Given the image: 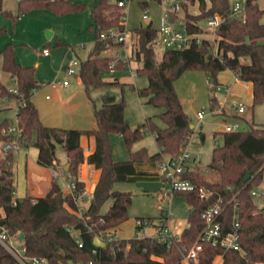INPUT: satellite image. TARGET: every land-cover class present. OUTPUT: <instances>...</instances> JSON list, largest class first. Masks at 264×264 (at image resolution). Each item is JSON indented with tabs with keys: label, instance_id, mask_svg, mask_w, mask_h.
Listing matches in <instances>:
<instances>
[{
	"label": "trees",
	"instance_id": "obj_1",
	"mask_svg": "<svg viewBox=\"0 0 264 264\" xmlns=\"http://www.w3.org/2000/svg\"><path fill=\"white\" fill-rule=\"evenodd\" d=\"M1 1V0H0ZM121 0H97L88 6L79 0H18V13L5 9L4 13L16 21L22 14L33 9L45 8L58 14L79 12L91 9L92 22L89 26L94 32L95 41L85 60L81 61L79 77L86 85L108 86L122 84L117 80H106L105 71L112 68V58L103 54L107 50L106 40L101 33L116 28L125 30L121 19L126 15ZM162 1V0H157ZM148 1H143L146 5ZM197 4L198 12H186L185 22L193 32H206L200 21L218 12L223 21L217 30V47L209 41L193 44L186 49H166L160 59L157 58L153 42L157 28L147 23L141 24L134 32L136 44L132 47L126 62L118 61L115 70L134 62L136 72L148 76V86L139 89L141 96H147L148 102L164 108L160 117L165 127H159L151 119L132 128L125 117V101L107 93L101 107L95 109L96 126L93 128H67L49 126L42 122L39 111L33 101L34 93L42 82L36 78L35 68L19 63L15 58L14 45L8 43L0 52L2 69L15 80L17 91L13 92L0 79V96L7 95L17 105V127L20 129L22 147L34 146L38 149L37 162L55 171L64 170L75 178L79 189L85 188L80 179L81 166L85 162L101 171L88 208L79 214L77 204L70 194L64 192L58 174L52 176V185L43 197L29 192L23 196L15 195L14 171L12 163L15 153L0 157V225L10 236L22 241L30 255L43 256L49 264H71L94 259L103 264H181L183 247L190 249L196 243L202 249L191 264H215L214 259L222 256L221 264H264V195L262 205H258L252 196V190L264 181V125L254 120L248 122L247 129L223 133L222 145L213 149L212 160L206 171L199 168L189 169L183 177L191 180L197 187L203 186L211 195L201 198L198 190H180L189 204L187 225L179 240L159 241L156 237L140 236L129 238H108L107 232L122 225L128 219V208L132 202V193L115 188L119 181H138L140 179H158L159 163L164 156H176L193 135L194 129L175 88V81L187 70L198 69L211 73L215 89L220 84L218 74L227 69L245 82L252 83L253 107L264 105V8L257 0H246V20L232 16L229 0H187ZM1 10V2H0ZM5 28H0V34ZM65 44L64 42H58ZM112 46H123L113 43ZM212 109H216V93L210 98ZM154 133L159 151L150 154L145 147L131 150L140 140L144 131ZM6 122L0 123V140L11 138ZM120 134L130 150V158L124 161L113 159L110 134ZM82 135L94 136L96 148L85 155L81 144ZM61 148L69 167L65 170L58 155ZM217 178L210 180L207 173ZM247 173L250 176L245 180ZM112 200L106 212L104 204ZM219 203L223 210V232L239 222L238 241L242 250H231L212 246L200 238L205 226L203 210ZM235 212L238 216L235 218ZM141 219V218H140ZM73 228L79 232L84 245L76 242ZM21 234L25 235L22 239ZM99 236L106 244L98 246L97 255L91 252L94 238ZM0 264H16L14 257L0 245Z\"/></svg>",
	"mask_w": 264,
	"mask_h": 264
},
{
	"label": "rangeland",
	"instance_id": "obj_2",
	"mask_svg": "<svg viewBox=\"0 0 264 264\" xmlns=\"http://www.w3.org/2000/svg\"><path fill=\"white\" fill-rule=\"evenodd\" d=\"M79 1L90 6L97 0ZM143 1H148V3L143 5ZM237 1L245 0H229V3L233 7ZM257 2L261 8H264V0H257ZM125 8V26L130 32V37L123 46L110 45L103 52L113 59L112 62L115 60L113 55L119 52L120 56L116 60V65L120 60L126 62L127 51L132 50L136 44L137 38L132 32L141 26L142 21L152 23L154 28H159L163 9L170 8V3L157 0H126ZM5 9L12 10L17 14L18 0H1L0 28H5V32L0 34V52L8 43H11L14 45L16 60L22 65L35 68L36 78L42 84L35 92L33 101L44 124L69 128L95 127L94 111L102 106L104 95L110 93L118 101H125V117L132 128L142 125L148 119H151L159 127H165V122L160 117L164 108L149 103L148 97L141 96L138 92L139 89L148 86L149 80L146 74L136 72L134 62L129 63L130 67L127 64V67L116 69L113 72L110 69L103 73L106 80L118 79L122 84L91 86L89 90L80 79L79 72L69 75L65 70L64 67L72 60L80 62L85 60L93 47L95 35L89 28L92 22L90 7L67 14H58L49 9L38 8L22 14L16 21L5 15ZM187 11L197 13L199 11L198 5L189 4L187 8L182 7L180 15L184 17ZM145 13L148 15L146 20L143 18ZM262 21L264 22V15ZM200 25L204 27L207 33H210V30L205 28L207 26L205 19L200 21ZM49 32L52 33L51 37L48 36ZM208 36L211 35L208 34ZM60 41L65 44L58 43ZM153 47L157 58L160 59L165 49L156 43H153ZM45 49L48 50L47 54L44 52ZM132 71L135 72V75L132 74ZM0 76L9 86V90L16 88L10 74L2 69L1 54ZM66 79L69 81L68 86L54 88L50 84L52 81ZM218 80L220 84L215 89V82L211 73L190 69L175 81V88L183 109L190 124L194 126L192 135L194 145L190 147L193 156L190 165L193 169L199 168L200 171H206L212 160L213 149L222 145L223 133L227 123L239 121L242 130L247 129L248 122L253 120L257 124L264 125V105L257 104L253 107L251 85L246 82H236L234 72L229 69L220 72ZM231 86V93H225L224 89L227 91ZM220 87L223 90L218 91ZM215 93L218 100L214 110L210 98ZM47 95L50 97H46ZM9 99L12 98L8 97L7 100ZM241 102L245 103L246 111L242 115H238L234 103L238 106ZM203 108L205 117L201 120L198 112ZM3 122H6L9 129L13 130L15 134L17 133L16 107L0 110V123ZM201 126L202 128H200ZM202 135H205V139H202ZM109 138L113 159L116 161L129 159L130 150L123 137L120 134L111 133ZM0 142L2 141L0 140ZM142 147H145L150 154L159 150L154 133L148 129L144 131L142 138L133 144L131 150ZM22 149L29 150V157L33 156L34 146L23 147ZM58 155L61 159L64 156L60 147L58 148ZM20 156L16 152L13 163H16ZM58 176L60 183H62L61 176L59 174ZM206 176L210 180L217 178V175L211 172L207 173ZM62 187L64 188L63 185ZM115 188L132 193L128 219L123 223V230L120 235L126 238L157 236L160 227L159 217H161L163 210L168 211L172 228L182 229L187 225L190 209L186 196L181 193L168 192L167 182L162 178L119 181L115 183ZM263 190L264 181L256 187L258 192ZM255 201L258 205L263 203V200L256 199ZM111 204L112 200H108L104 204L102 212H106ZM140 218L149 220L150 223L142 229H137L136 221ZM107 236L108 238L113 237L109 232H107ZM15 243L16 245L23 244L19 239H16Z\"/></svg>",
	"mask_w": 264,
	"mask_h": 264
},
{
	"label": "built area",
	"instance_id": "obj_3",
	"mask_svg": "<svg viewBox=\"0 0 264 264\" xmlns=\"http://www.w3.org/2000/svg\"><path fill=\"white\" fill-rule=\"evenodd\" d=\"M187 0H162L161 2H169L170 8L163 9L162 20L159 28H157V36L154 39L153 43L162 46L166 49H186L192 46L193 44H202L205 41H209L213 45V50H216L217 47V30L219 29L223 18L218 12L207 16L205 18L207 22L206 29L210 30V33L206 32H193L186 25L185 21L175 19L177 12H179L183 3ZM246 1V0H245ZM245 1H237L232 7V16L240 18L241 20H246V8ZM119 5L124 7L126 10V0L119 1ZM143 18L146 20L148 15L145 13ZM122 23L125 24V15L121 19ZM204 28V27H203ZM211 35V36H208ZM101 38L106 40V47H110V41L113 43H123L125 44L130 37V32L125 30H118L116 28L110 29L108 31L101 33ZM44 52L47 54L48 50L45 49ZM115 60L112 62L111 72L115 71L116 60L119 58V52L113 55ZM129 59V55L126 54L125 60ZM81 62L78 60H72L65 70L69 75L78 73ZM130 67V65H127ZM126 66V67H127ZM132 74L135 75V72L132 71ZM238 78L235 76V80ZM51 86L57 88L59 86H68L69 81L66 80H57L50 82ZM13 92L17 91V87L10 89ZM50 97L49 95L47 96ZM1 99L6 100L7 95L0 96ZM237 109L238 114L245 112L246 107L244 103L234 105ZM199 118L202 120L205 117L204 108L198 112ZM241 123L239 121H234L232 123H227L225 125V132H236L241 130ZM8 133L11 135L9 140L0 142V157L7 156L10 152H18L23 147L20 141V129L17 127V133L15 134L13 130L9 129ZM194 145V138L191 136L185 143V146L182 148L180 153L176 156H164L161 162L159 163V174L165 178V181L168 185V192L180 191V190H198L201 198H209L211 191L206 189L203 186L197 187L191 180L183 177V174L189 169L190 161L193 156V152L190 147ZM65 193L70 194L77 204V211L79 214H82L89 206L92 198L93 192L87 188L79 189L75 178L70 176V182L67 183L65 187ZM264 190L261 192L256 191V188L252 190V196L254 199L263 200ZM238 214L235 212V218ZM223 210L219 203L211 204L207 206L202 212V218L204 220L205 226L201 232L200 238L203 242H207L212 246L222 247L225 249L233 250H242L241 245L238 241L239 238V222H235L234 227L227 232H223ZM170 216L168 215L167 210H163L161 217H159V233L157 236L159 241H171L179 240L181 237V230H176L170 225ZM150 223L146 219H137L136 226L138 229H142L145 225ZM68 230L74 232L76 237V242L79 246H83L84 242L79 235V232L73 230L71 227H67ZM110 233V231H108ZM116 238V237H112ZM102 239V238H101ZM103 240V239H102ZM16 238L10 236L8 230L0 225V245L4 246L5 249L14 257L16 264H49L48 259L43 256L30 255L27 253L26 246L16 245ZM104 241V240H103ZM98 245L94 244L91 249V252L94 256L97 255ZM202 249L201 243H196L190 249L183 247L180 250L183 253V260L190 262L191 259H195L198 256V252ZM215 264L222 263V256L218 255L214 259ZM71 264H103L99 261L91 259L89 261H78L72 262Z\"/></svg>",
	"mask_w": 264,
	"mask_h": 264
},
{
	"label": "crops",
	"instance_id": "obj_4",
	"mask_svg": "<svg viewBox=\"0 0 264 264\" xmlns=\"http://www.w3.org/2000/svg\"><path fill=\"white\" fill-rule=\"evenodd\" d=\"M183 8H184V6H183ZM181 11H182V9L179 12H177L176 15H174L175 19L185 21V16L182 17L180 15ZM127 54L130 55L131 50H129V52L127 51ZM0 79L5 84V82L3 81L1 76H0ZM12 80L16 84V82L13 78H12ZM115 80L119 81L118 79H115ZM235 81L236 82H245V81H242L240 79H237ZM246 83L248 85H251V87H252L251 82H246ZM5 85L7 87H9L7 84H5ZM219 90H223L222 87L218 88V91ZM231 91H232V86L227 91L224 89L225 93H231ZM34 95H35V93H34ZM251 97H252V101H253V91H252ZM241 103H243V102H241ZM234 104H236V103H234ZM13 107L17 108L16 102L14 100H12V99H9V100L0 99V110L6 109V108H13ZM238 115H242V114H238ZM46 125L60 126V125H52V124H46ZM60 127H65V126H60ZM67 128H69V127H67ZM76 128L87 129V127H76ZM89 128H93V127H89ZM201 137H202V139H205V135H202ZM81 144L84 147V153L87 156L95 150L96 139L94 136L82 135ZM17 154L21 155V156L18 158L16 163L12 164V166L14 165L13 166L14 184L16 187L15 193L17 196L23 197L28 192L30 194L36 196V197L45 196L48 192L49 187L52 185V180H53L52 176L54 174H59L61 176V179L63 180V182L61 184L64 186L63 190L65 191V187H66L67 183L70 182V175L63 170L55 171L51 167H45V166L40 165L37 162L38 149L36 147H34L33 156L29 157V150H27V149L26 150L21 149L20 151L17 152ZM67 165L68 164L66 162V159L64 157H62V166L65 170H67V168H66ZM190 167H192V166L190 165ZM24 170H25V174H24ZM100 174H101V171L99 169L94 168L93 165H90L87 162H85L81 166L80 179L82 181H84L85 188H87L90 191H94L95 186L97 184V181L99 180ZM17 189H18V191H17ZM122 225L111 229L110 233L116 238H126V237L120 235L121 231L123 230ZM137 229H138V227H137ZM174 229L181 230V228H177V227H175ZM183 263L191 264L187 260H183L181 262V264H183Z\"/></svg>",
	"mask_w": 264,
	"mask_h": 264
},
{
	"label": "water",
	"instance_id": "obj_5",
	"mask_svg": "<svg viewBox=\"0 0 264 264\" xmlns=\"http://www.w3.org/2000/svg\"><path fill=\"white\" fill-rule=\"evenodd\" d=\"M142 25H143V28H147V26H148V24L146 23V22H144V21H142ZM51 35H52V33L51 32H49V37H51ZM194 126L193 125H191V128H193ZM200 128H202V126L200 127ZM68 167H69V164L67 165V169H68ZM250 176V173H247L246 174V176H245V180H247L248 179V177ZM22 239H24L25 238V235L24 234H21V236H20ZM94 244H96V245H98V246H104L105 244H106V242L105 241H103L99 236H96L95 238H94Z\"/></svg>",
	"mask_w": 264,
	"mask_h": 264
}]
</instances>
